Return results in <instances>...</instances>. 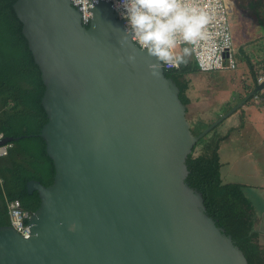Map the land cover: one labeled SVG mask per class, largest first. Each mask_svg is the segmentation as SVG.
I'll use <instances>...</instances> for the list:
<instances>
[{
    "label": "water",
    "instance_id": "1",
    "mask_svg": "<svg viewBox=\"0 0 264 264\" xmlns=\"http://www.w3.org/2000/svg\"><path fill=\"white\" fill-rule=\"evenodd\" d=\"M93 4L89 25L71 0L13 5L45 84L40 135L55 176L27 182L40 197L32 237L0 226V264H250L187 181V160L264 82L195 134L165 67L152 76L146 50L121 46L126 24L113 4Z\"/></svg>",
    "mask_w": 264,
    "mask_h": 264
},
{
    "label": "trees",
    "instance_id": "2",
    "mask_svg": "<svg viewBox=\"0 0 264 264\" xmlns=\"http://www.w3.org/2000/svg\"><path fill=\"white\" fill-rule=\"evenodd\" d=\"M16 1L0 0V132L8 137H19L12 141L8 154L0 156V180L3 181L0 185V226L11 225L5 192L7 200L18 199L23 209L34 212L40 206V197L37 191L28 192L27 182L36 179L48 186L55 176L54 162L40 135L48 121L42 105L45 84L23 33V23L15 12ZM239 50L244 51V45ZM247 60L253 82L244 83L236 103L254 89L258 78L264 74V57L253 62L248 56ZM197 71L200 70L193 54L186 66L165 68V75L177 83L180 98L187 107L192 102L190 76ZM259 97L263 98L261 104L264 106V92H260ZM253 98L246 104L255 101ZM214 119H207L204 126L193 121V132L199 134ZM223 139L217 134L215 137L208 135L196 144L187 160L190 171L187 181L202 192L207 212L232 235L249 263L264 264L261 232L255 227L257 214L245 194L246 185L224 177L219 151Z\"/></svg>",
    "mask_w": 264,
    "mask_h": 264
},
{
    "label": "rangeland",
    "instance_id": "3",
    "mask_svg": "<svg viewBox=\"0 0 264 264\" xmlns=\"http://www.w3.org/2000/svg\"><path fill=\"white\" fill-rule=\"evenodd\" d=\"M233 1L232 48L236 54L237 68L208 72L197 71L190 76L191 89L189 92L194 100L193 104L190 105V109L194 111L195 115H198L193 120L196 125L200 124L204 126L207 124V121H204L200 114H205L210 120L215 118V121L238 105L242 100L237 103L236 100L240 98L239 94L244 83L252 82L253 80L247 57L249 56L253 62H256L259 57H264V0H241L240 10L237 8V0ZM241 29L242 31H239ZM243 45L244 51L241 52L239 49ZM185 46L189 45L184 44L181 47L178 45L175 51L177 52L178 49L182 50ZM262 92H264V90H262L261 93ZM253 99H255V101L253 100L247 105H256V98ZM257 100L258 102L263 101L262 98H258ZM243 108L245 111V106ZM253 109L263 110L264 107L259 106ZM240 118L241 122H243L244 115L240 116ZM226 121H228V119H225L221 125ZM240 129V127L233 128L229 136L222 142L228 141L231 134ZM246 130L250 131V139L245 137L237 138L229 142V144L231 147L237 148L234 149L236 153L250 150L251 163L247 166L248 171L246 173L242 175L233 173L230 176V180H233L231 182L261 184L258 179H261V181L264 180V135L262 131L260 135L257 131L264 130V124H259L257 121L253 120ZM248 147L249 149H247ZM255 147L256 149H251ZM233 155L235 154L233 153ZM235 156L237 159L238 155ZM230 166V163H225V167L223 168L224 174L225 169L229 173H232L230 171ZM250 187H254L253 190H251V197L257 198L260 205L263 204L264 197H260H262L264 193L258 190V187L261 186Z\"/></svg>",
    "mask_w": 264,
    "mask_h": 264
},
{
    "label": "clouds",
    "instance_id": "4",
    "mask_svg": "<svg viewBox=\"0 0 264 264\" xmlns=\"http://www.w3.org/2000/svg\"><path fill=\"white\" fill-rule=\"evenodd\" d=\"M75 2L76 0H74V3ZM93 6L92 4L91 8ZM117 9H123V11H121V16L127 21L125 35L123 39L119 41L121 46L130 39L131 43L138 46L141 52L146 50L147 55L154 58L156 61L148 64L150 73L154 77L160 75L162 66L176 68H179L181 65L186 66L188 64V59L195 51L194 46L200 41L206 42L210 39V34L205 31L207 25L210 23L209 13L204 9L189 7L186 0H119ZM178 37L189 45L183 47L179 53L175 51L180 42ZM136 58V54L133 52L128 55L127 60L134 64ZM123 62L122 58L121 63ZM263 76L264 74L258 78L255 87L257 84L264 82V79L261 80ZM261 91L250 97L256 98V103L259 105H262L261 102L257 100L260 98L259 94ZM248 100L239 110L231 114L228 118L235 115L237 112H241L242 115H244L243 107L248 106L246 104ZM222 123L216 126L213 132H215ZM213 132L209 135H214ZM2 184L3 181L0 180V185ZM4 196L7 202L12 228L24 239H31L32 228L35 227V225L31 224L25 226L23 224L24 214L19 210V201L8 202L6 192ZM77 227L78 225L74 223L70 230L75 231ZM35 235L39 237L40 234L37 232Z\"/></svg>",
    "mask_w": 264,
    "mask_h": 264
},
{
    "label": "built area",
    "instance_id": "5",
    "mask_svg": "<svg viewBox=\"0 0 264 264\" xmlns=\"http://www.w3.org/2000/svg\"><path fill=\"white\" fill-rule=\"evenodd\" d=\"M75 7H78L81 12L82 22L84 25H89L92 19L91 6L93 3H98L99 0H71ZM110 1L115 7L118 17L123 19L121 11L118 10L117 4L119 0H105ZM189 7H196L204 9L209 13L210 23L207 25L205 31L210 34L208 41H200L195 47L193 52L194 58L198 64L199 70L203 72L218 71L224 69H235L237 67L236 54L232 48L233 34H232V16L233 5L231 0H186ZM95 5V4H93ZM94 7V6H93ZM125 24L127 21L125 20ZM178 45L181 47L184 43L179 37ZM166 69L176 68L171 66H164ZM178 69V68H176ZM264 79V76L261 80ZM6 138L3 132H0V156L8 154L9 149L12 147V142L2 143ZM8 202L19 201L18 199L7 200ZM20 203V201H19ZM23 214V224L29 225V219L33 212L22 208L20 209Z\"/></svg>",
    "mask_w": 264,
    "mask_h": 264
},
{
    "label": "crops",
    "instance_id": "6",
    "mask_svg": "<svg viewBox=\"0 0 264 264\" xmlns=\"http://www.w3.org/2000/svg\"><path fill=\"white\" fill-rule=\"evenodd\" d=\"M231 2H232V5H234V1L231 0ZM237 4H238L237 8L240 10L241 9V7H240L241 0H237ZM233 16H232V19H233ZM231 26H232V33H233V21L231 23ZM239 31H242V29L239 30ZM179 52H181V50L178 49L177 53H179ZM189 96L191 97L190 92H189ZM234 98H236V97H234ZM191 99H192V97H191ZM193 102H194V100L192 99V102L190 103V105H192ZM190 105H189V108H188L189 110H188L187 115H188V118L190 119V121L193 122L195 117H197L198 115L194 114V111H192L190 109ZM259 106L264 107V106L259 105L257 103H256V105L245 106L246 109L244 111V121L243 122H241V118H240L242 113L241 112H237L235 115H233L230 118H228V121H226L223 125L219 126L217 128V130H215V132H213L214 133V135H213L214 137H215V134H219L220 137L225 139V138H227L229 136V134H230L231 130H233V128H235V127H240L241 128L240 130H236V132L232 133L231 136H230V139L228 141L222 142L220 144V150L219 151H220V155H221V158H222V162L224 163V167H225V163H230L231 164L230 171L232 173H229L225 169V174H224V177L228 181H233V180H230V176L233 173L242 175V174H244V173H246L248 171L247 166L251 163V151L250 150H245L243 152L236 153V152H234V149H237V148L236 147H231L229 142L233 141L234 139L242 138V137L250 139V135H249L250 131H247L246 128L249 126L250 122H253V120L257 121L259 124H264V109L263 110L253 109V108H256V107H259ZM191 112H192L193 115L191 114ZM200 115H201V118H203L204 121L209 119V118H207L205 116V114H200ZM261 131H262V133L264 135V130H259V131H257V133L260 135ZM247 149H249V147ZM251 149H256V147L255 148H251ZM233 153L235 155H238L237 159H236V156L233 155ZM258 181H260L261 184H257V183H253L252 184V183H244V182H238V183H242V184L246 185L245 194L247 195V197L251 201V203H252V205L254 207V210H255V212L257 214V222L255 224V227H256L257 230H259L261 232L260 244L264 248V203L260 205L259 204V200H257V198L251 197V190H253L254 187H250V186H255V187L256 186H261V187H258V190L260 192L264 193V180L261 181V179H258ZM263 197H264V194L260 198H263Z\"/></svg>",
    "mask_w": 264,
    "mask_h": 264
}]
</instances>
